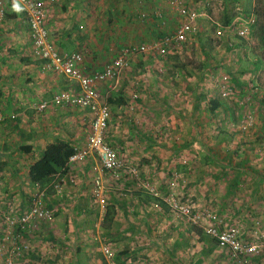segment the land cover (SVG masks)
<instances>
[{"label":"rangeland","instance_id":"rangeland-1","mask_svg":"<svg viewBox=\"0 0 264 264\" xmlns=\"http://www.w3.org/2000/svg\"><path fill=\"white\" fill-rule=\"evenodd\" d=\"M113 1H99L98 10L110 17L118 14L105 8ZM181 1L203 15L187 43L166 56H131L128 66L98 89L100 102L109 105L103 136L117 153L114 169H107L90 146L93 114L68 100L54 102L55 95L79 89L58 72L48 77L67 89L48 93L62 110L72 113L75 108L86 138L77 148L81 157L71 160L77 176L73 172L66 181L45 186L46 192L52 190L48 198L56 219L51 231L40 227L35 238L40 244L31 243L45 255H30V261L20 264H65L70 257L81 264H108L105 247L115 264H264V0ZM56 5L55 18L63 22V29L51 27L57 37L71 31L73 13ZM14 11L0 23L5 45L11 44ZM17 12L24 17L22 10ZM143 24L131 25L139 29ZM74 25L75 35L79 27ZM178 25L169 15L154 28L173 33ZM245 28L249 32L241 35ZM67 48L78 50L75 43ZM88 48L83 45V54ZM17 61L24 65L26 60L19 55ZM110 61L96 64L94 71ZM212 99L220 103L215 111ZM38 103L29 107L37 111ZM64 119L73 127L72 117ZM82 169L88 171L79 175ZM85 174L87 180L78 187ZM174 204L189 207V215L174 211ZM190 215L199 224H192ZM210 225L221 231L234 228L241 250L220 245L207 232Z\"/></svg>","mask_w":264,"mask_h":264},{"label":"crops","instance_id":"crops-1","mask_svg":"<svg viewBox=\"0 0 264 264\" xmlns=\"http://www.w3.org/2000/svg\"><path fill=\"white\" fill-rule=\"evenodd\" d=\"M99 1L101 0H80L74 5L72 0H58L60 4L70 8L67 13H73L72 27L70 32L65 31L61 35L55 31L58 32V36L56 37L55 34L51 36L61 52L64 53L73 51L67 48L73 43L77 45V51L81 52H83L81 50L83 45H88L90 52L84 54L83 60V71L86 74L94 71L93 66L96 64L100 65L107 59L112 61L118 55L119 50L127 45H134L137 41L143 43L142 41L149 39L155 41L165 36L168 33H158L154 25L165 24L169 15L171 19H177L176 10L173 11L172 3L168 0H115L113 3H107V7L105 6L107 11L118 13H113L111 17L106 11L98 10ZM56 8L57 5L55 4L53 7L55 14L52 15L51 13L49 25L55 30H59L58 28L61 27L63 29V22H59L55 18L57 16ZM87 8L88 11L84 12V9ZM144 13L147 17L140 18V15ZM12 14L15 27L13 25L11 27L13 31L10 30L11 44L0 43V88L3 90L0 89V171L2 172L0 173V181L6 183V187H3L0 182V198L4 197L0 199V203L6 201L15 204V208L20 210L26 206L28 196L37 189L31 180L29 170L31 164L42 157L46 146L52 142L66 141L78 150L79 144L83 143L80 144L83 146L85 143L83 141L86 138V133L85 129L83 130L84 126L81 123L80 126L78 124L81 119L75 113V108L71 107L72 113L66 112L65 109H61L63 107L55 105L51 100L52 97L49 96V93L57 91L59 82L56 77L52 80L48 77L57 73L45 69L47 61L34 54L33 45L29 39V25L26 31L22 29L24 25L20 24V22L26 21L25 18H22L16 10ZM133 22H144L143 25L145 26L138 29L131 25ZM75 23L79 27V32L74 35L72 30ZM66 24H69V20H66ZM68 41L71 42V45ZM19 55L22 61L26 60L23 62L24 65H20L17 61ZM104 67L105 65L101 69ZM40 69L49 73L48 76L42 75L39 72ZM66 80L72 84L67 78ZM46 88L48 91H44ZM59 89L67 90L63 87H59ZM6 90L10 93L6 94ZM34 100L35 103L41 102L38 103L37 111L29 107ZM45 100L49 101V104ZM77 110L81 111L79 108ZM66 116L72 117L75 122L71 125L73 127L68 126L64 119ZM24 146L31 148L25 150ZM8 162L10 165L7 164ZM74 165L70 161L67 170L51 176L43 186H48L56 180L57 183H60L61 180L66 181L73 172L77 176V170L72 169L75 167ZM80 165L82 164L80 163ZM83 170L88 171L82 169L78 174H82ZM86 175H84L85 177L81 176L83 180L78 187H81L83 182L87 180ZM42 187L40 186V189L44 191L45 187ZM50 191L52 190L50 189L48 192L45 190V196L46 202L52 204L53 201L48 198ZM55 219L54 217L51 222L41 223L40 227L51 231V224L55 222ZM96 227L99 228L100 223L96 224ZM42 228L37 230L38 233H41ZM35 242L40 244L38 239ZM40 255H45V251L36 247V255H33V259H39ZM49 262L53 263V260ZM64 262L65 264H81L76 257L65 258ZM96 262L93 261V264Z\"/></svg>","mask_w":264,"mask_h":264},{"label":"built area","instance_id":"built-area-1","mask_svg":"<svg viewBox=\"0 0 264 264\" xmlns=\"http://www.w3.org/2000/svg\"><path fill=\"white\" fill-rule=\"evenodd\" d=\"M58 0H0V23L5 21L8 11L13 10V4L18 3L24 14V18L29 25V39L33 45V52L37 57L47 61L45 69L58 72L64 75L79 92H62L55 95L54 102L64 103L71 101L74 105L88 109L94 118L93 131L89 136L90 146L99 152L103 164L107 169H114L119 165L116 151L106 143L103 133L107 126L109 117V105L100 102L98 87L106 81L118 76L128 66V59L136 54L145 52H157L161 56H166L173 49L182 48L196 30L198 19L203 16L201 13L190 9L181 0H170L176 8L178 28L173 33H168L160 37L151 45L141 43L138 45H127L119 50L118 55L105 65L101 70L92 71L86 74L83 71L84 54L81 51L61 52L52 36V29L49 25L50 13ZM145 14H141L144 17ZM248 28L242 29L243 35ZM222 28H218L216 33L221 34ZM81 157L75 154L70 158L75 160ZM1 186L6 187L4 181H0ZM37 190L30 194L24 209L17 210L15 204L2 202L0 206V260L5 264H20L23 261H30L36 255V246L32 245L38 237V229L41 223H48L54 219L53 208L46 202L45 192L40 189L38 183L35 184ZM45 190V189H44ZM1 197L0 199H3ZM176 205V204H174ZM3 207V209H1ZM181 210V213L189 215L190 208L176 205L174 211ZM192 215V212H191ZM192 224H199L191 218ZM217 227L210 225L206 230L214 237L220 245L227 246L234 252L241 250L234 228L217 230ZM34 237V238H32ZM33 239V240H32ZM35 250V252H34ZM103 255L109 260L111 250L105 247ZM29 253V255H28ZM40 255L39 257H41Z\"/></svg>","mask_w":264,"mask_h":264},{"label":"trees","instance_id":"trees-1","mask_svg":"<svg viewBox=\"0 0 264 264\" xmlns=\"http://www.w3.org/2000/svg\"><path fill=\"white\" fill-rule=\"evenodd\" d=\"M211 103L212 111H215L220 105L219 101L215 99H212ZM23 148L27 150L31 147L24 146ZM76 152V148L69 142L60 141L49 143L42 157L30 166L29 174L32 182L40 184L41 187L45 185L51 176L68 169L69 160ZM48 205L49 207L53 206L50 202Z\"/></svg>","mask_w":264,"mask_h":264},{"label":"clouds","instance_id":"clouds-1","mask_svg":"<svg viewBox=\"0 0 264 264\" xmlns=\"http://www.w3.org/2000/svg\"><path fill=\"white\" fill-rule=\"evenodd\" d=\"M13 8H14V10H16V11H21V8H20V6H19L18 3H14V4H13Z\"/></svg>","mask_w":264,"mask_h":264}]
</instances>
